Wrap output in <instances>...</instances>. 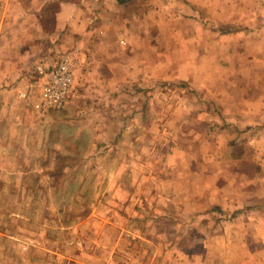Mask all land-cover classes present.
I'll return each mask as SVG.
<instances>
[{
	"label": "rangeland",
	"instance_id": "obj_1",
	"mask_svg": "<svg viewBox=\"0 0 264 264\" xmlns=\"http://www.w3.org/2000/svg\"><path fill=\"white\" fill-rule=\"evenodd\" d=\"M177 1L155 16L144 58L138 47L126 57L125 32L110 30L112 72L82 55L69 102L41 116L47 138L29 173L0 174V264H238L255 221L242 216L264 214V109L223 106L214 91L240 104L247 62L180 60L206 56L168 35L221 16ZM257 231L264 239V221Z\"/></svg>",
	"mask_w": 264,
	"mask_h": 264
},
{
	"label": "crops",
	"instance_id": "obj_2",
	"mask_svg": "<svg viewBox=\"0 0 264 264\" xmlns=\"http://www.w3.org/2000/svg\"><path fill=\"white\" fill-rule=\"evenodd\" d=\"M55 1H59L57 8L50 9ZM182 1L188 4L187 14H192L190 6L200 4L197 9L203 10L205 4L209 19L220 15L218 27L221 26L223 32L215 23H199L198 17L193 18L196 21L194 25H191L192 21L186 22L185 26H193L190 30L179 29L174 35L169 34L168 38L174 45L192 46V55L206 58L190 55L180 60L247 62L241 75L243 86L233 87L235 93L241 95L240 104L229 100L227 86L222 88V92L214 91L223 106L232 103L235 109L245 113L263 110L264 89L259 82L264 72L260 64L264 63V0H222V4L217 6L215 0L177 2ZM166 4L174 6L175 0L4 1L0 9V174H15L24 180L30 170L25 159L34 157L38 144L46 141L48 119L34 109L35 99L44 82V75L39 69L48 71L53 68L51 66L56 63L59 53L77 48L83 52L76 57L77 61L74 60V81L82 64V55L91 61L90 69L112 72V57L117 54L118 41L105 36L109 30L125 32L126 57H131L133 61L138 47L142 49L144 58L147 47L152 44L148 35L154 32L155 16L162 13ZM174 13L180 14L175 10ZM195 14L199 16L198 11ZM164 18L169 19L167 15ZM101 30L103 36L97 34ZM222 51L224 56L220 55ZM71 54L74 56V52ZM227 54L230 57H226ZM126 61L129 63L127 58ZM254 63H258L255 70L249 68ZM81 67L85 68V65ZM127 70H131L129 65ZM221 93L223 98H220ZM250 215L255 219L254 226L250 228L254 232L240 235L244 236V242L240 240L243 256L239 257L238 264H264V257L259 256L264 253V239L257 231L262 226L264 214H246L242 218ZM224 238L223 254H227L235 246L229 244L227 235Z\"/></svg>",
	"mask_w": 264,
	"mask_h": 264
},
{
	"label": "built area",
	"instance_id": "obj_3",
	"mask_svg": "<svg viewBox=\"0 0 264 264\" xmlns=\"http://www.w3.org/2000/svg\"><path fill=\"white\" fill-rule=\"evenodd\" d=\"M44 75V82L35 99L34 109L38 114H45L51 109L63 108L74 92V61L70 54H64L53 68L48 71L39 69Z\"/></svg>",
	"mask_w": 264,
	"mask_h": 264
}]
</instances>
